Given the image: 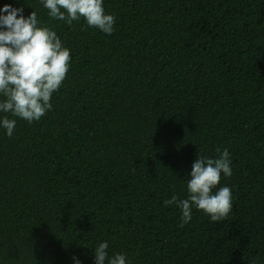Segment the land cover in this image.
<instances>
[{
  "label": "trees",
  "instance_id": "trees-1",
  "mask_svg": "<svg viewBox=\"0 0 264 264\" xmlns=\"http://www.w3.org/2000/svg\"><path fill=\"white\" fill-rule=\"evenodd\" d=\"M5 4L36 11L71 67L52 110L0 129V264H94L101 241L129 264H264V0H104L111 35ZM224 148L229 215L180 227L164 200Z\"/></svg>",
  "mask_w": 264,
  "mask_h": 264
},
{
  "label": "clouds",
  "instance_id": "clouds-1",
  "mask_svg": "<svg viewBox=\"0 0 264 264\" xmlns=\"http://www.w3.org/2000/svg\"><path fill=\"white\" fill-rule=\"evenodd\" d=\"M50 19L68 24L81 19L106 35L115 31V17L106 13L104 0H40ZM71 50L57 33L40 26L36 11L24 15L23 7L5 4L0 7V129L11 138L15 118L28 123L39 121L53 109V94L59 90L71 67ZM10 114L11 117L9 118ZM213 158L197 154L186 176L185 198L173 194L164 206L180 210V227L192 220L193 209L207 215L212 222L226 219L232 209V190L220 186L233 175L232 159L227 148L217 149ZM109 243L99 242L94 249V264H129L125 253L108 252ZM73 264H83L72 256Z\"/></svg>",
  "mask_w": 264,
  "mask_h": 264
}]
</instances>
